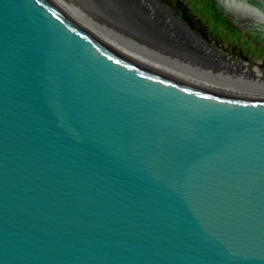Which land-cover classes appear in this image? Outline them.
<instances>
[{
    "label": "water",
    "instance_id": "obj_1",
    "mask_svg": "<svg viewBox=\"0 0 264 264\" xmlns=\"http://www.w3.org/2000/svg\"><path fill=\"white\" fill-rule=\"evenodd\" d=\"M142 2L264 65V0ZM0 264H264V88L125 0H0Z\"/></svg>",
    "mask_w": 264,
    "mask_h": 264
},
{
    "label": "bare ground",
    "instance_id": "obj_2",
    "mask_svg": "<svg viewBox=\"0 0 264 264\" xmlns=\"http://www.w3.org/2000/svg\"><path fill=\"white\" fill-rule=\"evenodd\" d=\"M125 2L132 9L156 21V29L176 37V43H185L188 50L196 51L197 58L208 60V66H216V72L264 88V65L261 62L244 60L176 21L158 18L156 12L149 11L142 0Z\"/></svg>",
    "mask_w": 264,
    "mask_h": 264
},
{
    "label": "rangeland",
    "instance_id": "obj_3",
    "mask_svg": "<svg viewBox=\"0 0 264 264\" xmlns=\"http://www.w3.org/2000/svg\"><path fill=\"white\" fill-rule=\"evenodd\" d=\"M213 37H214L215 43L218 46H220L221 48H223L226 52L231 53L233 55H237V56H239L240 58H242L244 60L251 59V60H253L255 62H258V63L261 62V60H260V58H259L257 53L256 54H246V55L239 54V53L234 52V51L231 50L229 42H220V36H213ZM261 64H262V62H261Z\"/></svg>",
    "mask_w": 264,
    "mask_h": 264
}]
</instances>
